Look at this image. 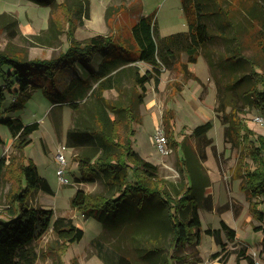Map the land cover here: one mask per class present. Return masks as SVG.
I'll use <instances>...</instances> for the list:
<instances>
[{"label":"rangeland","instance_id":"1","mask_svg":"<svg viewBox=\"0 0 264 264\" xmlns=\"http://www.w3.org/2000/svg\"><path fill=\"white\" fill-rule=\"evenodd\" d=\"M61 1L57 0L51 7L40 5L34 0H0V49H16L29 59H50L63 50L66 51L70 40L68 29L71 26L64 17ZM205 1V16L211 40L200 48L197 61L189 64L192 76L185 74L184 67L181 66L188 59L182 53L178 68L171 71L164 69L162 72L159 83L161 92L154 89V80L147 84L149 93L145 95L139 120L134 122L136 133L133 136V146L155 160V164L159 166V176L168 181L171 192L175 193L183 184L189 185L190 173L183 164L181 146L175 148L170 141L169 146L173 151L169 155H162L155 145L154 135L158 126L162 125L167 133L169 126L164 119L171 117L176 140L184 141L189 154V165L201 183V242L178 250V257L174 258L175 261L170 260L171 264H249L243 251L253 258L255 264H264V234L253 229L254 225L261 222L253 216L250 208V200H255L256 197H250L241 188L245 180L244 172L249 168L254 169L256 162L250 156L246 139L238 140L235 135L234 140L225 137V125L222 118H219L229 114L234 105L238 114H232V117L236 116L245 122L254 132L252 138L264 136V122L257 120L261 116L264 118V115L253 105L251 99L243 96L252 84L249 76L253 67L259 75L264 76V0ZM150 14L155 16L161 36L187 31L189 28L182 0H90L89 17L75 18L73 33L80 41L96 34L110 35L118 44L117 52L123 47L132 49V26L141 16ZM192 14L197 15L195 7ZM52 20L58 22L63 30L51 24ZM130 54L136 56L137 52L133 49ZM139 65L142 72L149 67L144 62H139ZM90 66L96 70L98 61ZM60 70L55 75L57 86L50 84V78H41L39 72L32 84L30 98L23 106L14 105L15 98L9 93L0 106V157L24 154L26 163L33 160L40 174L48 179L54 190L53 194L33 192L31 203L52 208V221L59 216L73 218L85 231L84 237L79 242L69 243L67 250L61 255L49 250V244L57 236L52 230L46 232L31 245L38 254L36 264H73L75 261L79 264H106L99 252L113 261L124 255L134 264H163L164 260L170 259L172 252L168 246L170 231L166 228L137 220L111 225L116 212H96L87 216L71 205V199L78 188L97 194L106 192V186L101 180L95 183L76 181V177L80 176L77 151L69 147L66 151L68 164L65 166V176L70 183L63 184L59 181L55 155L58 145L65 140L56 133L54 116L57 119L59 117V120L62 117L63 132L75 123L95 124L91 98L81 101L78 112H72L68 104L61 103L63 109L55 108L54 115L48 114L54 99L49 98L43 88L48 87V91L53 89L57 94L61 90L65 91L71 81L77 77L84 78L88 73L79 64ZM235 82L236 85L231 87ZM131 91L133 86L127 83L125 93ZM156 94L160 104L150 109L146 103ZM218 94L226 105L223 111H216L221 105ZM104 96L114 101L118 99L119 92L110 89L105 91ZM63 97L67 99V93ZM58 98L62 100V96L59 95ZM16 117H20L25 123L36 120L40 122V128L31 134L32 141L25 146L23 152L14 149V136L2 122ZM207 120H212L214 125L206 137L193 135L194 128ZM253 143L254 141L251 142ZM9 190L10 182L6 181L0 191V211L6 207ZM259 207L264 210V202ZM146 209L142 207L141 214L149 215L153 212ZM221 219L236 230L235 239L232 240L221 232L219 241L205 232L207 228H220ZM155 230L160 234L159 240L155 236ZM151 237L158 242L154 244L150 241ZM180 256L186 257L185 263L179 261Z\"/></svg>","mask_w":264,"mask_h":264},{"label":"trees","instance_id":"2","mask_svg":"<svg viewBox=\"0 0 264 264\" xmlns=\"http://www.w3.org/2000/svg\"><path fill=\"white\" fill-rule=\"evenodd\" d=\"M34 1L51 7L57 2V0ZM206 2L182 0L189 28L187 31L165 36L159 34L154 15L141 16L131 30L134 47L132 49L123 47L117 52L118 44L110 35L96 34L83 41L75 38L73 33L76 26L75 18L89 17L90 0H62L64 17L71 26L68 29L70 40L66 51L63 50L50 59H29L16 49H0V106L8 93L14 96V105L23 106L30 98L32 84L38 78L39 72L41 78H50L53 87L57 86L56 71L63 67L79 64L88 72L87 76L77 77L69 83L65 91L61 90L57 94L53 89L48 91V87L43 88L47 96L54 99V105L50 110L52 115L55 108L63 109L61 103L68 104L74 112L80 111V103L83 100L91 98L94 104L92 117L95 124L75 123L66 133L65 144L77 151L80 176L76 177V181L95 183L101 180L106 186V192L91 194L83 188H78L71 199V205L79 208L87 216L96 212H116L113 222H110L111 225L137 220L156 223L166 228L170 231L168 246L172 252L170 259L164 260L163 264H171L170 260L175 261L178 250L200 244L202 220L199 208L203 197L202 187L189 165V154L184 141L176 140L171 117L164 119L169 126L167 136L175 148L181 146L183 164L187 166L191 179L189 185H181L175 193L169 190L168 181L159 176V166L146 160L134 149L133 136L136 133L134 122L139 120L140 106L145 102L147 84L154 80L157 89L164 69L171 71L178 68L182 53L186 54L188 59L181 66L184 67L185 74L192 76L189 64L197 61L200 48L211 40L205 16ZM194 7L197 15L192 14ZM51 24L63 30L55 20H52ZM262 41L264 53V40ZM133 49L137 52L136 56L130 54ZM96 60L98 67L94 70L90 65ZM139 62L149 65L145 72H142ZM249 79L252 84L243 96L251 99L253 105L264 115V76L259 75L253 67ZM127 83L132 84L133 91L125 93ZM39 84L37 83V86H40ZM234 85L236 82L231 87ZM110 89L119 92L117 100L112 101L104 96L105 91ZM64 93H67V99L63 97ZM59 95L62 96V100H58ZM220 98L218 94L221 105L216 111L226 109L223 98L222 101ZM232 114H238L234 105L229 114L219 118H222L225 125V137L232 140L235 135L238 140L246 139L250 156L256 162L254 169L249 168L244 172L245 180L241 188L250 194V197H256L255 200H250V208L253 216L261 223L254 225L253 229L264 234V210L259 207L264 202V136L257 135L253 139L254 132L245 122L236 116L232 117ZM61 118L59 120V117L57 119V116H54V126L59 137L62 135ZM2 122L9 127L14 136L12 146L20 152L31 143V134L40 128L39 121L25 123L20 117L7 118ZM213 125L212 120H207L194 128L193 135L199 138L206 137ZM6 181L10 182V190L6 195V207L0 211V264H36L38 254L31 245L49 230L57 236L49 244V250L60 255L67 250L69 243L79 242L84 237V229L77 225L73 218L59 216L52 221L54 216L52 208L31 203L33 192L54 193L48 179L40 174L33 160L26 163L22 153L14 156L2 155L0 191ZM142 207L153 212L149 215L141 214ZM205 232L215 236L219 241L221 232L232 240L237 236L236 230L224 219H221L220 228H207ZM155 234L159 240V232L155 230ZM150 241L154 244L158 242L153 241V237ZM262 244L264 247V235ZM242 254L249 264H255L253 258L246 252L243 251ZM99 255L106 264H134L124 255H120L117 261L111 260L102 252H99ZM185 258L180 256L179 261L185 263ZM73 264L79 263L75 261Z\"/></svg>","mask_w":264,"mask_h":264},{"label":"built area","instance_id":"3","mask_svg":"<svg viewBox=\"0 0 264 264\" xmlns=\"http://www.w3.org/2000/svg\"><path fill=\"white\" fill-rule=\"evenodd\" d=\"M257 120H259L260 122H264V118L262 116L260 118L258 117ZM154 141L160 154L169 155L173 151V149L169 146L168 136L162 125L158 126L156 134L154 135ZM67 149L68 147L66 146V144L64 143L59 144L57 148V153L55 155V158L58 163L59 181L63 184L70 183L68 178H66L65 176L66 173L65 166L68 164L67 155H66Z\"/></svg>","mask_w":264,"mask_h":264},{"label":"crops","instance_id":"4","mask_svg":"<svg viewBox=\"0 0 264 264\" xmlns=\"http://www.w3.org/2000/svg\"><path fill=\"white\" fill-rule=\"evenodd\" d=\"M165 70H167V69H165ZM167 71H170V70H167ZM154 86H155V84H154ZM161 87H160V84H159V86H158V88L156 89V87H154V89L156 90V91H162L161 89H160ZM147 92L149 93V90L147 89ZM147 92H146V94H147ZM145 98H146V96H145ZM145 103V102H144ZM143 103V104H144ZM142 104V105H143ZM159 100H158V97H157V94L155 95V97H151V100H149L147 103H146V105L147 106H149L150 107V109H152L153 107H157V106H159ZM53 105H54V103L53 104H51L50 105V107H49V111L51 110V108L53 107ZM141 105V106H142ZM141 106H140V111H141ZM69 107V106H68ZM144 107H146V106H144ZM48 111V114L50 113ZM72 112H74V111H72ZM70 127H68L67 129H66V131L65 132H63L62 131V138L65 140L64 141V143L66 142V133H67V131H68V129H69ZM61 144V143H60ZM71 149H73V148H71ZM74 151H76L75 149H73ZM138 151V150H137ZM146 160H149V161H151V162H153V163H155V160L153 159H151V157H150V155H145L144 153H142L141 151H138Z\"/></svg>","mask_w":264,"mask_h":264}]
</instances>
